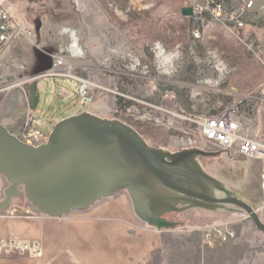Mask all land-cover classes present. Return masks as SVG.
I'll return each mask as SVG.
<instances>
[{"label": "rangeland", "instance_id": "1", "mask_svg": "<svg viewBox=\"0 0 264 264\" xmlns=\"http://www.w3.org/2000/svg\"><path fill=\"white\" fill-rule=\"evenodd\" d=\"M199 1L0 0L36 40V68L50 67L54 56L71 66L73 78L38 75L31 128L48 134L57 121L87 111L120 119L154 146L220 151L199 123L237 107L244 134L264 140V0H222L226 12L241 9L243 27L210 22L198 38L194 32L206 19L181 10ZM66 30L74 33L77 50ZM40 49L55 51L53 60ZM26 66L5 62L9 77L1 88L28 73ZM77 79L90 83L91 103L80 100ZM222 151L206 159L204 168L256 210L264 196V161ZM257 213L264 222V209ZM167 218L182 225L162 230L142 264H264V233L246 216L194 209ZM218 226L230 228L234 237L222 243L213 234Z\"/></svg>", "mask_w": 264, "mask_h": 264}, {"label": "water", "instance_id": "2", "mask_svg": "<svg viewBox=\"0 0 264 264\" xmlns=\"http://www.w3.org/2000/svg\"><path fill=\"white\" fill-rule=\"evenodd\" d=\"M28 90L34 110L39 102L34 82ZM222 152L154 146L120 119L87 111L57 121L39 145L24 142L0 123V175L7 181L0 212L13 199H24L38 213L61 218L124 191L136 217L156 230L182 225L169 220L170 214L199 209L246 216L264 233L257 211L204 168L206 159Z\"/></svg>", "mask_w": 264, "mask_h": 264}, {"label": "crops", "instance_id": "3", "mask_svg": "<svg viewBox=\"0 0 264 264\" xmlns=\"http://www.w3.org/2000/svg\"><path fill=\"white\" fill-rule=\"evenodd\" d=\"M24 30L20 27L10 42L0 43V83L9 77L3 72L5 62L10 61L21 69L27 65L28 73L22 78L9 83L7 88H1L0 84V123L19 138L26 126L32 125L33 109L26 85L34 82L36 88L38 75L53 65L52 61L50 67L36 68L39 61L33 49L38 46L36 40L24 35ZM66 31L73 36L72 46L77 50L74 33ZM17 35L20 36L16 40ZM41 52L52 59L55 51ZM6 186L7 181L0 175V198ZM161 231L136 217L124 191L61 218L42 215L26 200L13 199L9 208L0 212V241L35 245L40 249V256H0V264H142L156 247ZM209 235L207 232L205 239Z\"/></svg>", "mask_w": 264, "mask_h": 264}, {"label": "built area", "instance_id": "4", "mask_svg": "<svg viewBox=\"0 0 264 264\" xmlns=\"http://www.w3.org/2000/svg\"><path fill=\"white\" fill-rule=\"evenodd\" d=\"M192 11L194 15H199L206 19L202 27L194 32L198 38L203 34L204 28L210 22L224 24L227 21H232L238 28L244 25L241 9L226 12L222 0H200L199 2H193ZM19 30L20 26L15 24L11 8L7 9L0 5V43L6 44L11 41ZM23 33L26 37L31 35L26 30ZM53 58H55V62L51 68V72L43 73L40 77L46 75L72 77L68 73L71 66H63L64 59L61 56H54ZM62 67H66L68 71L62 72ZM77 81L79 82L78 95L80 100L83 103H91L90 83L84 79H77ZM245 123V118L240 114L238 108L235 107L226 109L217 115L205 117L199 124L203 136L207 140L214 142L225 152L264 161V140L245 135L243 132ZM22 140L28 144L39 145L46 142L47 133L26 126ZM260 186L264 195V171L260 174ZM263 209L264 196L261 205L257 207L256 211L262 212ZM213 231V234L222 243L228 242L234 237L233 231L225 226L215 227ZM28 254L40 256L39 247L18 241H0V256H24Z\"/></svg>", "mask_w": 264, "mask_h": 264}]
</instances>
